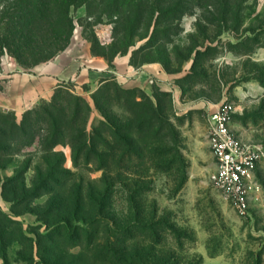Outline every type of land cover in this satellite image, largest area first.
<instances>
[{
	"label": "rangeland",
	"instance_id": "obj_1",
	"mask_svg": "<svg viewBox=\"0 0 264 264\" xmlns=\"http://www.w3.org/2000/svg\"><path fill=\"white\" fill-rule=\"evenodd\" d=\"M143 2L151 7L139 25L126 24L124 12L108 16L99 0L71 7L69 44L45 63L22 65L2 51L0 81L17 73L59 81L50 98L29 110L51 103L58 90L90 105L87 132L97 148L50 150L36 130L11 144L0 155V213L19 222L34 242L67 221L76 237L57 249L67 251L66 262L82 255L86 264H102L112 248L130 262L153 246L161 264H264V161L250 209L241 213L209 181L207 143L209 114L230 103L232 130L264 145V0ZM150 65L161 78L140 72ZM82 69L87 80H74ZM114 86L158 109L162 128L153 136L144 130L141 145L116 150L100 126L105 119L93 99L98 90L109 118L125 124L130 117L112 100ZM106 89L111 106L104 104ZM24 113L9 111L7 119L20 123ZM70 136L65 132L63 140ZM1 242L8 244V263L23 264L17 254L28 256L27 249L8 237Z\"/></svg>",
	"mask_w": 264,
	"mask_h": 264
},
{
	"label": "trees",
	"instance_id": "obj_2",
	"mask_svg": "<svg viewBox=\"0 0 264 264\" xmlns=\"http://www.w3.org/2000/svg\"><path fill=\"white\" fill-rule=\"evenodd\" d=\"M87 1L5 0L4 6L0 10V30L3 29L2 33L0 31V55L6 49L20 64L26 66H36L53 59L64 51L72 36L74 26L70 17L71 7H79ZM99 1L106 3L105 11L109 13L108 16L124 12L123 16L126 24H132L133 21H136L138 22L137 25H139L144 13L148 12L151 7L143 0ZM113 91L116 97L112 100H116L118 108L126 109L130 115L125 120V124L121 123L120 119L109 118L103 112V106L97 99L101 91L98 90L93 99L97 110L103 114L105 119L100 123V126H104L105 132L110 134L115 146L114 149L121 150L123 146L124 148H132L137 146L136 144L141 145L147 137L143 136L144 130L150 136L161 130L163 120L160 118L158 109L154 107L152 101L139 102L132 92L120 90L117 86L113 87ZM108 92L109 89H106L104 104L111 106L110 101L108 103V100H111L110 92ZM121 99L124 102L122 107ZM90 113V105L83 99L59 90L54 94L51 103L26 111L20 123L16 119L9 122L7 119L9 112L2 111L0 155H6L11 144L18 142L21 138L28 137L34 130H36V133L38 131L40 134L43 133L44 145L50 150L57 145L70 144L72 148L77 147L78 150L89 148L93 152L97 148V143L93 138H90L87 132ZM65 132H71L68 142L63 140ZM124 133L126 134L125 136ZM0 216L4 220V222L0 221V258L3 264H9L5 250L8 244H2L3 242H1L3 238L7 237L10 241L19 242L21 246L27 249L26 253H28V256H24L21 253L17 254V261L23 264H86L82 255H70V259L66 262L64 260L67 257V251L57 252L62 243H69L70 245L76 237L67 221L62 220L52 225L51 231L46 235H38L40 241L34 242L33 238L26 235V231L22 229L19 222L4 213H0ZM4 227L11 229V231H4ZM154 235L152 233L150 242L152 245H157L158 242H156ZM42 240L47 242L48 251L42 250ZM62 247L71 248L72 246L65 245ZM155 254L153 246H150L147 252L133 255L132 260L128 262L120 256L117 248H112L102 258V264L163 263L164 260L160 263ZM35 257H37V260H35Z\"/></svg>",
	"mask_w": 264,
	"mask_h": 264
},
{
	"label": "built area",
	"instance_id": "obj_3",
	"mask_svg": "<svg viewBox=\"0 0 264 264\" xmlns=\"http://www.w3.org/2000/svg\"><path fill=\"white\" fill-rule=\"evenodd\" d=\"M234 108L224 103L207 119V143L213 158L209 181L241 213L250 209L256 172L264 161V145L243 140L231 128Z\"/></svg>",
	"mask_w": 264,
	"mask_h": 264
},
{
	"label": "crops",
	"instance_id": "obj_4",
	"mask_svg": "<svg viewBox=\"0 0 264 264\" xmlns=\"http://www.w3.org/2000/svg\"><path fill=\"white\" fill-rule=\"evenodd\" d=\"M90 61H95L92 58ZM50 66H44L45 70ZM144 75L160 76V70L155 65H150L140 71ZM142 74V75H143ZM87 72L82 69L74 80L86 81ZM142 75L140 78H142ZM75 77V75L73 76ZM59 81L44 74H11L6 80L0 81V109L4 112L12 111L17 117H20L25 111L31 109L41 100H47L51 97L53 90L57 87ZM244 140V139H243Z\"/></svg>",
	"mask_w": 264,
	"mask_h": 264
}]
</instances>
